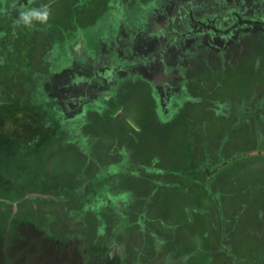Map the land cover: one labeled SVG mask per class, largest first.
<instances>
[{
    "label": "rangeland",
    "instance_id": "1",
    "mask_svg": "<svg viewBox=\"0 0 264 264\" xmlns=\"http://www.w3.org/2000/svg\"><path fill=\"white\" fill-rule=\"evenodd\" d=\"M3 133L0 264H264V0H0Z\"/></svg>",
    "mask_w": 264,
    "mask_h": 264
},
{
    "label": "trees",
    "instance_id": "2",
    "mask_svg": "<svg viewBox=\"0 0 264 264\" xmlns=\"http://www.w3.org/2000/svg\"><path fill=\"white\" fill-rule=\"evenodd\" d=\"M25 27H27V26H25ZM5 65V62H3V66ZM4 67H7V66H4ZM246 93V92H245ZM245 93H240V94H245ZM32 94V93H31ZM247 94V93H246ZM245 94V95H246ZM249 94H250V92H249ZM248 95V94H247ZM25 98H26V96H25ZM25 101L27 100V99H24ZM12 106H15V110H16V107H21L22 105L19 103V104H14V105H12ZM34 110H35V108H32L31 109V111L30 112H32V113H36V112H34ZM31 113V114H32ZM27 114V113H26ZM32 116V115H31ZM48 117H53L52 116V114H46V115H44L43 114V116H42V119L41 120H38L39 122H37V124H36V127L37 128H35V130H36V133H40L41 134V136H42V133L44 134L43 136H45V134H46V132H49L50 133V135L52 134V132H53V124L50 122V119L48 118ZM53 119H54V117H53ZM31 121V120H30ZM233 126H235V125H233ZM233 126H231L230 124L228 125V127H226V128H228V129H232V131H234L235 130V128L233 127ZM31 130L32 129H30L29 131V133H32L31 132ZM33 134V133H32ZM230 134V133H229ZM16 135H19V134H10L9 133V135L7 136V135H5L4 133H3V136H0V138H2V139H0V140H2V142L3 143H5V141L7 140L8 141V143L10 144L11 143V140L12 139H14L15 138V136ZM18 137H20L21 138V136L19 135V136H17V138ZM37 138V137H36ZM251 138H255L256 140H257V136H255V134H253L252 136H251ZM247 139H249V135L247 136ZM221 140H223V141H225V140H229L230 141V137H229V135H226L224 138H222ZM1 142V141H0ZM37 142H39L40 143V141H37ZM229 143V142H228ZM14 144L12 143V144H10V146L12 147ZM238 152H241V151H238ZM237 152V153H238ZM260 155H264V153L262 152V151H260V152H258ZM263 153V154H262ZM219 154H220V152H219ZM227 154V153H226ZM229 154V153H228ZM228 154H227V156H228ZM238 154H240V153H238ZM222 154H220V157L219 158H221L222 156H221ZM241 155V154H240ZM240 155H234L233 157L234 158H240ZM250 155V154H249ZM249 155L248 156H246V157H249ZM213 159H215V158H213ZM219 160V159H218ZM218 160L215 162L214 160V162H213V164H215V163H217L218 162ZM224 161H225V165L226 164H229L230 163V165H231V163H232V161H234V159L232 160V161H229V163L227 162L228 160L226 159H224ZM208 170H210V168H208L207 169V171H205L206 173H204V174H208ZM214 171V170H213ZM210 172H211V170H210ZM205 178H206V180H207V176H204ZM195 195H198V193H195ZM186 200V199H185ZM187 201V200H186ZM181 206V205H180Z\"/></svg>",
    "mask_w": 264,
    "mask_h": 264
},
{
    "label": "clouds",
    "instance_id": "3",
    "mask_svg": "<svg viewBox=\"0 0 264 264\" xmlns=\"http://www.w3.org/2000/svg\"><path fill=\"white\" fill-rule=\"evenodd\" d=\"M21 20L25 24L31 23L33 19H39V20H44L47 17V12L46 11H38L35 9H29L25 10L24 12H21Z\"/></svg>",
    "mask_w": 264,
    "mask_h": 264
},
{
    "label": "flooded vegetation",
    "instance_id": "4",
    "mask_svg": "<svg viewBox=\"0 0 264 264\" xmlns=\"http://www.w3.org/2000/svg\"><path fill=\"white\" fill-rule=\"evenodd\" d=\"M229 34H231V31H230V32H227L224 38H227V37L230 38V35H229ZM228 35H229V36H228ZM85 69H86V68H85ZM85 69H84V70H85ZM90 69H91V68H90ZM90 69H89V70H85V71L83 70V71H84V73H87L88 75H91V77L93 76V78H95V77H94V74L96 75V72H97V71L95 72L94 69H93V70H90ZM78 71H82V70H77L76 72H78ZM74 84H75V85H78V83H77L76 81L74 82ZM76 87H77V86H76ZM77 88H78V87H77ZM90 100H91V98H90ZM68 104L71 105L70 103H68ZM18 115H19L18 118H19V117H20V118L22 117L21 119H22L23 122H24V121H25V120H24V119H25L24 116H26V113H25V112H22V113H18ZM23 118H24V119H23Z\"/></svg>",
    "mask_w": 264,
    "mask_h": 264
}]
</instances>
